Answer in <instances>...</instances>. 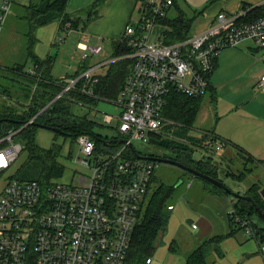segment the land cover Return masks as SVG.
<instances>
[{
  "label": "built area",
  "instance_id": "built-area-1",
  "mask_svg": "<svg viewBox=\"0 0 264 264\" xmlns=\"http://www.w3.org/2000/svg\"><path fill=\"white\" fill-rule=\"evenodd\" d=\"M134 1L139 18L126 26L121 38L133 50L128 56L133 60L131 71L117 99L110 101L120 109L119 115H105L107 124L118 121L117 137L102 138L100 145L90 135L77 138L79 154L72 175L78 176L76 184L56 179L43 186L36 180L17 179L10 170L24 151L21 130L0 135V264H124L159 166L139 155L133 142L144 141L150 134L163 135L167 126L164 111L171 94L201 98L209 93L223 50L245 42L264 48V17L243 21L239 15L224 12L208 30L184 41H161L164 33L153 40L154 28L172 18L174 0ZM14 3L0 0V29ZM70 28L67 24L65 30ZM79 49L82 62L104 50L101 40L80 44ZM98 69L90 67L79 78L60 79L63 90L54 101L62 99L80 79L86 85L98 83ZM29 74L36 76L34 70ZM32 89L37 91V84ZM260 89L264 92V75ZM84 92L94 96L92 87ZM208 145L215 151L222 149L213 136ZM128 151L132 156H126ZM230 217L246 235L264 243V232H257L234 208ZM260 250L264 255V244Z\"/></svg>",
  "mask_w": 264,
  "mask_h": 264
},
{
  "label": "trees",
  "instance_id": "trees-1",
  "mask_svg": "<svg viewBox=\"0 0 264 264\" xmlns=\"http://www.w3.org/2000/svg\"><path fill=\"white\" fill-rule=\"evenodd\" d=\"M70 1L36 0L34 2V0H31L27 6L19 5V10H17L21 11V14L18 16L28 22V30L24 34L27 40L26 51L28 59L34 65L36 76H31L29 72H25V64H16L12 68L6 69V71L8 70L16 76L13 80L17 83H20L19 80L23 79V84L22 86L20 85L18 93H21L26 105L22 113L15 114L13 112L8 113L9 111H7L0 114V135L9 130H21L19 137L24 143L23 153H27V158L18 170V173L15 174V177L20 180H36L43 186H48L52 180L63 178L66 168L58 161L62 147L54 144L50 149H42L35 139L36 131L39 127L34 124L26 127L24 125L28 121L35 119L34 123L59 129L61 132L55 133L57 138L62 136L77 140L81 135H90L97 142V145H100L102 138L92 132L95 123L78 113L76 108L95 106L100 100L108 102L116 100L130 74L133 63V60L128 57L133 53V50L122 41L115 42L113 46L114 53L111 57L112 62L108 65L105 73L96 76L98 83L93 86L86 85V80L80 79L74 88L66 93L62 99L54 101L56 96L62 92L64 85L60 83V79L52 77L53 59L51 57L40 59L36 55L35 46L38 43L36 31L38 28L47 26L55 21L61 22L62 30H65L64 28H66L67 24H71L72 28L78 27L79 20L74 19L67 12ZM107 1L94 0L87 7L89 10L85 14L89 16L92 13L97 14ZM177 4L178 0H174L173 8H176ZM84 10H82V13ZM258 10L260 9H254V12L256 11L253 14L255 18H250L247 21L264 17V13L262 14ZM161 24L167 25L172 29L170 33L168 31L164 32L167 43L181 42L190 36L192 20L187 18L183 13L164 19ZM88 69H90L88 64L82 66L80 72L69 78H79ZM35 84H37L38 90L34 92L32 87ZM91 87L93 89V97L84 92L85 89L87 90ZM0 88L1 93L6 94V89L1 85ZM210 91L211 84L209 86V93ZM203 101L204 97L190 98L180 94H171L167 99L164 116L173 122L174 125L167 127L166 132L172 133L174 131L175 136L182 139L186 138L189 130H192L194 127ZM9 120H14V122ZM210 137H212L211 133L202 135L199 139H189L192 144L198 145L203 141L208 142L211 140ZM149 138L151 144L156 148L174 152L177 156L173 158L174 161L219 180L217 176L218 168L212 164V159H209L207 162L196 161L186 145L175 139L170 140L160 134H150ZM243 154L248 157L250 162H254V159L245 153ZM165 159L168 158L166 157ZM154 181L155 177L153 178ZM206 184L208 185L209 183L206 182ZM208 186L213 192L229 196L228 193L216 186L210 184ZM174 189V186H160L151 198L149 197L141 220L134 229L131 247L124 264H147V260L153 257L158 247L159 237L168 227L169 206L171 205H167V201L173 195ZM262 190L260 186L254 185L244 195L250 196L256 206L264 212ZM232 201L237 215L248 220L257 232L263 233L264 220L255 207L242 199L233 197ZM254 215L257 216L258 221L253 219ZM230 223L233 232L241 230L234 225L231 217ZM223 240L224 237H213L206 240L186 256V264H207V257L212 249L222 255L219 245ZM258 242L261 243L260 240ZM170 250L173 253L178 251L176 241L171 244Z\"/></svg>",
  "mask_w": 264,
  "mask_h": 264
},
{
  "label": "rangeland",
  "instance_id": "rangeland-1",
  "mask_svg": "<svg viewBox=\"0 0 264 264\" xmlns=\"http://www.w3.org/2000/svg\"><path fill=\"white\" fill-rule=\"evenodd\" d=\"M211 1L178 0V9L174 8L171 13V17L177 16L178 12L181 11L186 13L188 17L195 18L212 3ZM34 2H36V0H34ZM88 10L89 8H86L83 14L85 15ZM19 14H21V11H18L16 16L10 15L0 30V61L2 60V67H0V85L7 91L6 94H2L0 90V114L7 111H9L8 113L13 112L15 114L22 113L26 105L21 93H18L20 85L22 86L23 84V79L19 80L21 84L17 83L13 80L16 76L8 70L6 71V69H10L16 64H25V72H30L31 69V62L27 57L26 51L27 40L24 36L28 30V22L21 19L18 16ZM138 18L139 13L135 6V10L129 22L134 23L138 20ZM16 20H20L24 24H16ZM81 25L83 28L84 21H81ZM162 25L169 29V33L172 32L170 27L164 24ZM108 30L111 29H106V26L97 27V29L93 30L94 34L92 33L91 35L89 29H79L76 32L71 30L61 31L60 38L64 40V42L59 39V41H57V45L54 47L55 52L58 54L56 67L57 71H59V69L62 70L61 67L64 65L62 72L66 75L72 76V72L67 70V67H76L80 62L83 63V66L88 64L89 67H97L98 63L96 64L95 56L89 55V58L86 61H81L83 52L79 49L78 44L80 41H83L82 37L85 35L89 36L90 44L92 45L99 41L98 37L102 38L103 40L101 42L104 49L102 54H107L105 55L106 58L111 59L114 53V48L112 40L108 37ZM160 32V28L154 29L152 37L154 38ZM161 41H165V35L162 36ZM223 51L224 53H230L231 61L234 63H240L243 69L246 68V65L249 63V58L241 56V54L239 55L238 53L240 52L238 51L240 50H237L236 48H227ZM106 69L107 66L98 69L96 74H103V72H106ZM244 80H251L250 73H248V71H246L243 81ZM256 90L258 91V88H256ZM210 97L211 96L209 94L204 97L202 108L197 115L194 127L192 130H189L186 138L182 139L175 136L173 133L174 131H172V133L166 132L167 127L174 125V123L167 118V126L163 132V136L170 140L175 139L176 141H180L186 145L189 152H192L193 158L196 161L207 162L209 159H212V164L216 165L218 168V179L233 192L244 195L254 185H258L264 190L263 167L254 163H249L246 155L237 153L236 156L232 157L225 151V149L223 150V148L218 151L210 149L208 144L211 140L208 142H200L198 145H194L190 142L189 138L199 139L202 135L210 134L211 131L214 130L216 124L214 112L215 107ZM76 109L78 113L86 116L89 120L95 123L92 130L93 134L98 135L103 139H112L117 137L118 121L115 120L111 124H107L105 122L106 114L117 117L120 113V109H118L114 103L100 100L95 106H84L83 108ZM35 139L36 143L42 149H50L54 144L62 147L60 155L58 156V161L65 166L66 170L61 181L64 183H70L72 180L73 184H76L78 176L75 175V177L72 178V175L76 173V165L74 161L79 154L77 140L62 136L57 138L54 132L42 128L37 129ZM133 147L135 151L143 157H167L170 160L177 157L176 154L170 150H160L153 146L150 142L149 136H147L144 141L135 140L133 142ZM127 155L132 156L131 151H128L126 153V156ZM26 158L27 153H22L18 161L11 168L10 172L14 175L18 173V170L21 168ZM258 180H261V184L257 183ZM208 185L204 180L195 178L190 174H186L178 167L165 163H159V166L155 171V181L149 191V197L151 198L160 186H174V193L171 198L168 199L167 205L175 206V210L173 212L170 211L169 213L167 230L159 237L158 247L153 256L168 250L173 241H176L178 248L182 247V245L184 246L187 241L186 237L190 234H194L192 224L194 223L198 226L200 223L201 213L199 210L201 205L205 202V191L210 190ZM230 197L233 199L232 196ZM253 219L258 221L256 215L253 216ZM238 234L244 237L243 239H245V241L256 243L254 242L256 239L246 235L243 230H238ZM263 244L264 243H259V247ZM214 253L215 252L212 249L208 256L209 259L214 255ZM240 264H264V255L261 253L255 258L252 256L250 261L247 257Z\"/></svg>",
  "mask_w": 264,
  "mask_h": 264
},
{
  "label": "crops",
  "instance_id": "crops-1",
  "mask_svg": "<svg viewBox=\"0 0 264 264\" xmlns=\"http://www.w3.org/2000/svg\"><path fill=\"white\" fill-rule=\"evenodd\" d=\"M93 1H70L67 12L74 19L79 20L78 27H71L70 29L74 32L79 29H89L91 35L94 34L93 30L97 27L106 26V29H111L107 33H109L108 37L112 40L114 46L115 42L121 41L125 28L130 23L136 2L134 0H108L97 14L84 15L82 10L89 7ZM30 2L31 0H15L10 15L16 16L19 5L27 6ZM211 2L195 18L188 17L186 13L181 11L178 12V14L183 13L192 20L190 35L208 30L214 23L216 16L221 12L229 15H239L243 21L255 18L253 16L256 12H254V9H260L258 11L264 13V0H212ZM176 9H178V4ZM81 21H84L83 28ZM17 23L24 24L20 20H16ZM156 28H160L161 32L154 38L152 37L153 40H156L161 33L169 30L163 25L156 26L154 29ZM62 29L61 22L55 21L38 28L36 31L38 43L35 46V53L40 59L47 57L53 59L51 74L55 79L72 77L80 72L83 66V63L80 62L76 67H67V70L72 72V76L62 72L64 65L61 67L62 70L57 71L58 54L55 52L54 47L57 45V41L61 39L60 32L64 31ZM82 39L83 41H80L78 46L87 42L90 43L89 36L85 35ZM98 40L102 41L103 39L98 37ZM236 49L240 50L238 51L240 52L239 55L249 58V63L243 69L240 63L231 61L230 53H224V51L217 59L216 68L211 78V91L208 93L215 107L216 117V124L214 130L211 131V135L221 143L223 150L225 149L232 157L236 156L237 153H245L254 159V162L249 161V163L259 165L264 170V92L260 89V80L264 75V48L258 47L252 42H245ZM105 55L107 54L95 56L99 69L105 66L108 67L112 61V58L108 59ZM1 61L0 67H2ZM30 62L31 71L34 70V65L31 60ZM246 71L250 73L251 80L249 81H243ZM256 88H258V91ZM257 183L261 184V180H258ZM205 192V202L199 210L201 213L200 223L198 226L192 224L194 234L186 237V244L178 248L176 253H173L169 248L153 256L150 264H186V256L197 246L213 237H224L219 245L222 255L214 250V255L210 259L207 257V264H240L247 257L250 261L252 256L255 258L261 254L257 240L254 241L256 243L247 242L243 239L244 237L238 234V231L233 232L230 223V212L233 209L231 197L213 192L211 189ZM193 225H196L197 228L194 229Z\"/></svg>",
  "mask_w": 264,
  "mask_h": 264
},
{
  "label": "water",
  "instance_id": "water-1",
  "mask_svg": "<svg viewBox=\"0 0 264 264\" xmlns=\"http://www.w3.org/2000/svg\"><path fill=\"white\" fill-rule=\"evenodd\" d=\"M9 121L14 122V120H9ZM33 124L38 126L39 128L46 129V130H49V131L54 132V133H60L61 132L59 129H56V128H49V127H46L44 125H39L37 123H33ZM148 159L159 162V163H165V164H169V165H173L175 167H178L181 170L185 171L186 173H189L193 177L200 178V179L206 181L207 183H209L210 185H213V186L220 188L221 190L225 191L230 196H232L236 199H242V200H245V201L251 203L255 207L256 211L259 213L261 218L264 220V212L256 206L255 202L253 201V199L250 196L235 193L231 189H229L225 184H223L221 181L214 179L208 175L202 174L193 168L186 167L177 161L165 159V158H154V157H149ZM262 194L264 196V190L262 191Z\"/></svg>",
  "mask_w": 264,
  "mask_h": 264
}]
</instances>
